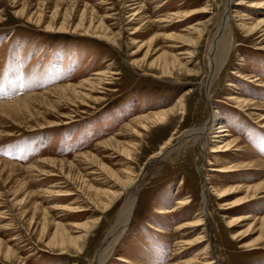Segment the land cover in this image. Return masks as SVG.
Instances as JSON below:
<instances>
[{"label":"rangeland","instance_id":"1","mask_svg":"<svg viewBox=\"0 0 264 264\" xmlns=\"http://www.w3.org/2000/svg\"><path fill=\"white\" fill-rule=\"evenodd\" d=\"M141 1L0 0V104L107 75L103 90L89 86L81 100L46 93L35 97L31 116L0 115V159L21 166L11 177L6 170L0 174V264H96L125 197L108 209L95 205L87 183L104 195L118 193L115 181L126 183L127 176L140 183L137 206L106 264H183L197 255L202 261L205 247L214 264H264V191L241 203L252 194L248 188L264 184V169L248 168L264 160V5L254 6L264 0ZM141 5L144 18L126 25L134 14L130 9ZM225 12L231 49L208 90L209 46ZM101 17L112 41L94 33ZM64 23L68 30L59 32ZM204 25L196 45V27ZM187 52L193 56L173 61V55ZM236 99L252 103L243 110ZM171 109L168 119L145 131L138 123L128 127ZM215 114L218 125L225 122L223 135L231 136L217 143V125L204 138L205 147L183 148L185 135L207 129ZM113 137L119 149L102 145ZM233 138L240 147L211 153ZM87 153L99 159L80 158ZM152 156L160 159L149 164ZM44 160L78 166H46ZM240 165L248 166L229 174L215 171ZM225 188L235 190L220 199ZM21 199L24 209L16 206ZM182 200L190 202L179 208ZM196 215L204 219L202 227L179 230ZM93 222L98 224L81 251L62 243L60 232L79 240L85 224ZM201 235L204 243L186 245ZM7 249L16 255L7 258Z\"/></svg>","mask_w":264,"mask_h":264},{"label":"bare ground","instance_id":"2","mask_svg":"<svg viewBox=\"0 0 264 264\" xmlns=\"http://www.w3.org/2000/svg\"><path fill=\"white\" fill-rule=\"evenodd\" d=\"M63 1V0H62ZM136 1V0H135ZM139 1V0H138ZM144 1L140 2H134L131 5H137L142 4ZM138 4V5H139ZM264 5V3L262 2H257L256 4H254V6L257 7H262ZM134 7V6H133ZM86 8V7H85ZM133 9H137L136 11ZM130 10H132L134 12V14H132L128 20L127 24H131L132 22L135 21H141L144 17L141 14V10H142V5L141 8H131ZM55 17V16H54ZM83 17V16H82ZM131 18V19H130ZM170 18V17H169ZM42 19V16H41ZM106 17H101L100 20V25H97L98 27H96V29L98 30V33L94 32L95 34L101 36L102 38L106 39L107 41H112L111 39V33L112 31L109 30L108 26H106L105 24V20ZM172 19V18H171ZM53 20V19H52ZM84 20V19H83ZM91 24V23H90ZM84 24H81L79 27H83ZM90 29L92 28V26H89ZM230 24L228 21V17H227V12H225V14L221 17L220 22L218 24V27L215 31V33L212 36V40L209 46V53H208V57H209V71L208 74L204 80V86H206L209 90V88L211 87V84L213 82L214 77L217 75V73L221 70V68L223 67V65L225 64L229 51L231 49V35H230ZM194 28V27H193ZM49 30H56L57 28H55L54 25H49L48 26ZM93 29V28H92ZM95 29V27H94ZM93 29V30H94ZM206 26L204 25L203 28L201 29H197L196 27V32H197V38L195 39V44L197 45L199 43V39L202 38L203 33L205 32ZM68 30V26L66 25V23H64L60 28H58V31L62 32V31H66ZM92 31V30H91ZM256 31L255 28L251 29V33H254ZM74 32V31H73ZM88 32V31H86ZM89 34V33H88ZM232 34V33H231ZM183 38V37H181ZM185 40V42H189V38H183ZM264 40V39H263ZM194 44V43H193ZM176 51L175 49H172V52ZM193 56L192 52H187V53H182L179 55H173V61L176 63H181L182 60H184V58H186V56L190 57ZM191 56V57H192ZM183 58V59H182ZM190 60V58H189ZM188 63V62H187ZM187 65V64H186ZM179 66V65H178ZM106 73H99L97 74L95 79H91L88 81H85L84 83H81L79 85H69V86H63V87H58L55 88L51 91L46 92L47 94H57V95H70L72 94V96L70 97L71 100H81L83 95H86L83 91L88 89L87 87L92 86V89H94L96 86L101 87L104 83L103 81V77H106ZM215 80V79H214ZM102 90L104 89V87H101ZM96 89V88H95ZM72 93H70V92ZM46 93L41 94L40 96H46ZM40 96H36V95H32V96H27L24 99H18L15 102H9V103H5V104H0V115L3 117H6L7 119L10 120H17L18 118L29 114L31 116V114H33V110H34V105L36 102L35 97H40ZM66 96V97H67ZM74 96V98H73ZM46 98V97H43ZM39 101V100H38ZM43 101V99H42ZM236 106H238L240 109H245L246 107H248L249 105H251V101L250 100H244V99H236V102L233 101ZM41 103V102H40ZM254 104V103H253ZM174 111L173 109L171 110H166V111H160V112H156L153 113L151 115H146L144 117L139 118L138 120L130 123L128 125V127H132V125H134V123H138L140 124L141 129H143L144 131L147 130L148 125H154L156 123H163L166 119H168L169 115L172 114ZM218 114V113H217ZM217 114L213 115L212 119L210 120L207 129L206 128H201L199 130H195V131H190L185 135V138L182 142L183 148L184 147H188V146H199V147H205L204 144V138H206L208 132L210 131L211 128L216 127L218 124L217 122L220 121V116H218ZM3 117V118H4ZM261 118V117H260ZM262 119V118H261ZM263 121V120H262ZM136 125V124H135ZM225 122L221 121L220 124L215 128L217 131L214 132L216 135L219 134L217 137H215V139L218 141L217 143H221V139L223 137H230L231 135H226L224 136L223 133L225 132ZM102 145H105L107 147H117V149H119L121 147V144H119V142L117 143L116 141V137L111 138L110 140H108L107 142L103 143ZM101 145V146H102ZM125 147V146H124ZM233 147H240V141H238L237 139H232L229 142H227L225 145L217 147L214 149L211 153H227L229 151H231L233 149ZM164 148V147H163ZM175 149H180L179 146H176L172 149H170L167 154H163L164 158H167L169 156V154L173 151H175ZM235 151H238V149H236ZM80 158H85L87 160H95V159H99V157L93 153H87L82 155ZM79 158V159H80ZM76 159V158H75ZM158 158L157 156H152L151 159H149V164H153L155 161H157ZM100 161V160H99ZM101 163V162H99ZM253 163V162H252ZM41 164H45L46 166H60V167H64L65 165L69 164L72 168H74V166H78L75 165L74 162H69L64 160V161H57V160H44L41 162ZM147 166H150V165ZM101 165V164H100ZM250 167L249 170L251 169H255L254 167L257 168V170L259 169V166L264 169V160H260L257 159L256 164H248ZM246 165V166H248ZM245 165H240V166H233V167H229V168H221V169H217L215 170L216 172H220L223 174H229V173H233V172H237L242 170V168H246ZM21 168L20 165L15 164V163H10L8 161L5 160H1L0 159V174L3 173L5 170L8 171V173L10 172L9 176L11 177L14 173V170L16 168ZM37 167V166H34ZM38 168V167H37ZM25 169V168H24ZM27 169V168H26ZM61 169V168H60ZM105 169V170H104ZM103 170L106 171V174L108 175H112L111 177H114L113 173L110 172L109 170H107V168H104ZM145 169V168H144ZM264 171V170H263ZM262 171V172H263ZM6 174V173H5ZM144 174V173H143ZM107 175V176H108ZM118 175V174H117ZM116 176V175H115ZM142 176V175H141ZM82 177V176H80ZM82 180L84 179V177L81 178ZM126 183L122 182L121 179L117 180V182L115 181L116 186H118V193L117 192H113V191H109L106 192L105 195L102 194V192H100L98 189L93 188L88 180H83L85 181L84 183L89 184V199L90 201H92L93 203H95V205H103L106 209L111 208L113 205H115V203H117L121 198L125 197L123 206L121 211L119 212L118 218L115 222V224L113 225V227L109 230V233L106 235L104 243L102 245V247L100 248L98 254H97V258H96V264H106L107 259L109 258L110 254L112 253L115 245L118 243V241L121 239V237L123 236V234L126 232V230L129 227V224L132 221L136 206H137V200H138V195H139V190H140V183L136 180L134 181L133 178L131 177H126ZM110 177H109V181H110ZM112 181V180H111ZM26 183V182H25ZM83 185V184H82ZM24 186V184L22 186H18V188L16 189V191L14 192V194L17 195V197H15L16 199H18L19 194L23 193L22 191L24 189H22ZM88 186V185H87ZM26 188V186L24 187ZM85 189H86V185H85ZM233 188H225L224 190L220 191L219 194V198L220 199H224L226 196H228L229 194L233 193ZM250 188L247 189L248 192H252V194H247V196H245V198H243V200L241 201V203H246V202H250L253 200L257 199V196H259V192L261 190L264 191V184L255 188L252 191H249ZM29 192V191H28ZM27 194V192L25 193ZM24 194V195H25ZM15 195V196H16ZM32 197V196H31ZM14 198V199H15ZM27 198V197H26ZM29 198V197H28ZM207 198V195H206ZM15 199V201H16ZM31 199V198H30ZM24 200V199H23ZM22 199L19 200L18 202H16V206L17 205H22L21 208H23V206L26 205V201H23ZM207 200V199H206ZM190 201L188 200H182L179 201V208L189 204ZM35 204V203H34ZM37 205V204H35ZM18 206V207H19ZM111 206V207H110ZM24 209V208H23ZM79 208H70L67 211H69L70 213H77ZM80 210V209H79ZM43 211V210H42ZM82 211V210H81ZM193 221H190L188 223H185L183 226H181L179 228V230H185V229H195V231L198 230L199 227H202L204 225V219L200 216V215H196L194 216ZM97 222H93V223H88L85 224L86 226V230L85 233L83 234L82 237H79L80 239H73V238H67L66 237V233L65 231L60 232L59 237H61V241L62 243H65V240H67V242L69 244H73L74 246H76L78 248L79 251H81L84 247L85 241L89 235V233L96 228L97 226ZM262 224H263V228L264 229V219L262 220ZM56 225V224H55ZM60 227L61 225L58 224ZM57 228V227H56ZM79 228V227H78ZM59 233V231H58ZM164 233V232H163ZM206 236L205 235H201L199 238H197L195 241H189V242H185L186 245H195V244H200V243H204ZM6 250V249H5ZM208 248L205 247L203 250V259L202 261H200V255H197L194 257V259L192 261L183 263V264H214L213 260L208 259L207 255H208ZM65 252V251H64ZM7 255L6 257L9 258L10 254L12 255H16L15 253H12L10 249H7V251L5 252ZM16 260V258H15ZM122 261H124L123 259H121ZM197 262V263H196Z\"/></svg>","mask_w":264,"mask_h":264}]
</instances>
